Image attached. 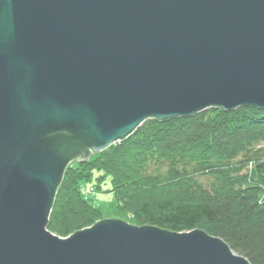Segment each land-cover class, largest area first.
<instances>
[{
    "label": "water",
    "instance_id": "95a60500",
    "mask_svg": "<svg viewBox=\"0 0 264 264\" xmlns=\"http://www.w3.org/2000/svg\"><path fill=\"white\" fill-rule=\"evenodd\" d=\"M240 107L264 110V0H0V264H250L199 230L47 229L73 162Z\"/></svg>",
    "mask_w": 264,
    "mask_h": 264
},
{
    "label": "trees",
    "instance_id": "16d2710c",
    "mask_svg": "<svg viewBox=\"0 0 264 264\" xmlns=\"http://www.w3.org/2000/svg\"><path fill=\"white\" fill-rule=\"evenodd\" d=\"M94 180L98 190L108 182L139 226L202 230L250 264H264V110L209 108L147 120L128 139L67 168L50 231L68 238L101 220L80 193Z\"/></svg>",
    "mask_w": 264,
    "mask_h": 264
},
{
    "label": "rangeland",
    "instance_id": "374dc122",
    "mask_svg": "<svg viewBox=\"0 0 264 264\" xmlns=\"http://www.w3.org/2000/svg\"><path fill=\"white\" fill-rule=\"evenodd\" d=\"M119 143H121V142H118V143L112 145L111 147L116 146ZM107 150H105V151H107ZM96 155H98V154H96ZM96 155H93L92 158L95 157ZM77 163L78 162H73L68 167H72V166L74 167ZM81 163H83V162H81ZM97 175H98V173H97ZM201 180L205 183V185H208L209 182L211 181V179L208 177H202ZM95 182L96 181L94 180L93 182L88 183V187L95 185ZM109 189H110V187H109L108 182L106 184L102 183L101 188L99 190L97 189V191L94 192V194L85 195L83 197L85 200L90 202L91 205H93L95 208L99 209V211L101 212V220L100 221H102V220H120V221H124V222H126L130 225L136 226V227H143V226L137 225V222L134 220V217L124 209V207H123L124 204L122 202H120V200L117 199L115 193H112ZM82 191L85 192L86 190L83 189ZM100 221H98V222H100ZM98 222H96V223H98ZM50 232L52 234L56 235L52 231H50Z\"/></svg>",
    "mask_w": 264,
    "mask_h": 264
},
{
    "label": "bare ground",
    "instance_id": "6f19581e",
    "mask_svg": "<svg viewBox=\"0 0 264 264\" xmlns=\"http://www.w3.org/2000/svg\"><path fill=\"white\" fill-rule=\"evenodd\" d=\"M65 175V174H64ZM63 179H64V177H63ZM63 181V180H62ZM83 189H85L86 191L85 192H83L82 190ZM97 191V188L93 185V186H90V187H88V184H85V185H83L81 188H80V193H81V195L84 197L85 195H92V194H94V192H96ZM55 202V201H54ZM194 231H196V230H194ZM199 231H202V230H199ZM204 232V231H203ZM206 233V232H205ZM57 236V235H56Z\"/></svg>",
    "mask_w": 264,
    "mask_h": 264
}]
</instances>
